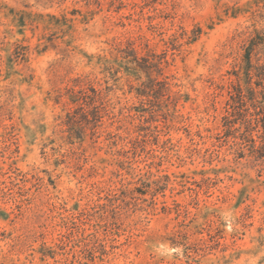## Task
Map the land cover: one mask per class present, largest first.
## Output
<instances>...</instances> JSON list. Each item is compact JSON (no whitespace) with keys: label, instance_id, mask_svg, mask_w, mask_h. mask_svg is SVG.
Wrapping results in <instances>:
<instances>
[{"label":"rangeland","instance_id":"rangeland-1","mask_svg":"<svg viewBox=\"0 0 264 264\" xmlns=\"http://www.w3.org/2000/svg\"><path fill=\"white\" fill-rule=\"evenodd\" d=\"M263 13L264 0H0V264H264L257 132L223 133Z\"/></svg>","mask_w":264,"mask_h":264},{"label":"trees","instance_id":"trees-1","mask_svg":"<svg viewBox=\"0 0 264 264\" xmlns=\"http://www.w3.org/2000/svg\"><path fill=\"white\" fill-rule=\"evenodd\" d=\"M263 14L259 15L261 20H264ZM232 75L234 79L229 84L223 133L231 137L235 145H239L242 139L256 131V138L252 140L253 150L249 156L253 157L256 152L254 159L258 161L264 157V25L261 30L252 29L247 36L243 44L242 62L239 69L233 70ZM91 90L93 94L96 93L94 89ZM66 92L76 109H86L89 94L85 88L71 87ZM236 119H241L242 123H237ZM254 122L258 127L256 130L252 125ZM234 131L237 135L233 134Z\"/></svg>","mask_w":264,"mask_h":264}]
</instances>
